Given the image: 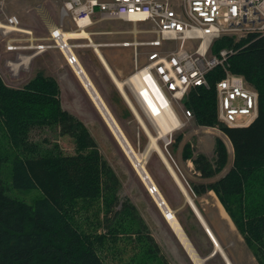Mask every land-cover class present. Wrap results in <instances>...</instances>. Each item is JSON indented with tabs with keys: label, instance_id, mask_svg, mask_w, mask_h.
Segmentation results:
<instances>
[{
	"label": "trees",
	"instance_id": "16d2710c",
	"mask_svg": "<svg viewBox=\"0 0 264 264\" xmlns=\"http://www.w3.org/2000/svg\"><path fill=\"white\" fill-rule=\"evenodd\" d=\"M229 46L236 48L229 58L230 69L242 74L259 93V114L245 127H230L219 121L216 82L225 75L222 67L207 73L209 86L191 88L184 103L196 121L218 126L234 148L232 167L217 180L195 185L194 189L216 192L258 263L264 264V35L249 32L238 41L235 36L224 35L214 41L212 50L219 52ZM45 125L60 126L62 134L74 136L77 152L65 154L57 145L45 150L33 141L31 131ZM0 128L16 150L13 157L0 153V264H105L99 249L109 239L115 241L125 223L134 233L135 225H139L136 232L143 233L142 240L148 244V260L167 263L135 204L125 199L122 208L109 217L120 203V179L89 129L62 106L54 77L38 72L23 87H13L0 76ZM181 139L179 135L175 142ZM182 155L193 160L203 178L221 174L229 160L221 138L216 140L214 160L205 153L195 154L189 142L184 144ZM10 158L12 185L40 189L42 194L32 202L8 193L1 172ZM100 199L109 212L101 225L106 230L86 232L77 218L78 203ZM140 264L147 261L141 258Z\"/></svg>",
	"mask_w": 264,
	"mask_h": 264
},
{
	"label": "rangeland",
	"instance_id": "374dc122",
	"mask_svg": "<svg viewBox=\"0 0 264 264\" xmlns=\"http://www.w3.org/2000/svg\"><path fill=\"white\" fill-rule=\"evenodd\" d=\"M61 6V0H7L6 3V8L8 9V11L15 12L20 16L23 27L31 29L33 31V35L37 38L35 42L49 41L51 43H55V40H48L45 38L50 37V30L52 28L63 27V29L66 31L73 29L77 30L71 18L69 16L62 15ZM95 20L96 18L94 19V21ZM46 21H48L51 25L50 30L46 26ZM112 22H116L115 25H120V21H104L105 24H109ZM93 26L94 25L89 26L88 28H86V30L89 33L90 31H94L95 29L93 28ZM98 26L99 24L96 25V27ZM138 27L148 28L149 23L139 22ZM100 29L103 30V28ZM10 36L17 37L18 42L22 44H27V40L25 38L29 35L21 32L4 34L0 29V76L3 81L13 87H23L25 83H27L31 78L35 77L38 72H43L44 74H47L45 60L39 61L37 60V58H35V61L33 60L32 63L30 60L28 66L21 65L17 74L12 73L8 61L12 60L13 62H16L17 60H19V51H11L7 49V41ZM137 37L143 40L152 39L155 37V35L151 32H141L138 34ZM82 38L83 37L74 38L71 40V42H86V40H83ZM116 38L133 40L135 39V33H121L118 34ZM239 39L240 38L235 37V41H238ZM196 43V40L191 39H169L164 40L162 47L165 49L176 48L177 46L194 47V44ZM153 48L154 46H138L139 65H142L146 61L147 54ZM129 49L132 51L131 63L133 67L132 57L134 55L135 50L133 49V47H130ZM32 51L33 50L31 49H21L20 53L30 55ZM127 58L128 56L126 55L125 60H122V62L125 61L127 64ZM60 63L62 64L64 62L61 61ZM89 65L92 69H95L94 71L97 73L98 67L93 63ZM118 81L122 83V87H120L124 91V82H122L121 80H117V82ZM107 89L109 90V88ZM81 93L82 92L79 91V94ZM64 94L67 95V90H64ZM129 101L131 102L130 99ZM109 106L112 112L114 113L115 117L117 118L118 122L122 126L123 130L125 131L126 135L130 139L131 143L133 144L134 148L137 151L145 152L146 149L149 147L151 137L148 135L147 131L145 130L142 124L147 126V128L151 132V135L158 137L159 133L153 122L147 117V115L142 111V109L137 103V114L140 119L142 118L144 120L145 123L143 121H141L140 123L136 114L132 112V110L129 108L125 101H122L117 105H114L113 103V106ZM184 106L186 107L185 103ZM64 108L69 112L73 113L77 118H79L83 122V124L89 129L101 154L113 168L114 172L117 174L121 182V188L119 191L120 203L116 207H114L115 209L110 215L109 212H107V209L105 210V203L102 199L92 201L87 204L86 202L79 201L78 205L80 206V209L79 213L77 214V218L80 222L81 228L86 232H105L106 229L101 226L105 221V217L109 215L110 218H113L115 212L119 211L122 208L123 200L126 199L136 205L142 219L145 218L144 220L147 221V224L150 227L149 230L154 236L155 240H158L159 242H157L161 243L167 249L165 251L160 249V253L162 254V256L166 257V264H189L185 262L184 256L181 254V249H177L176 243L172 238L171 234L169 235L165 219L163 217H160L158 205L156 204V201L154 200L151 191L148 189L146 183L136 171L132 161L125 153L118 139L106 123L105 119L103 118L101 112L96 107L94 102L91 101V99L84 97L83 102H81L80 105L68 106ZM127 108H129L130 110L129 115L127 113H124L123 111H126ZM177 113L179 115L181 125L180 127L173 130L171 134L172 137H170L172 142L167 145L166 148V138L163 136L159 137L158 139H156L157 146H151L152 148L150 147L148 156L146 158V168L157 183L160 190H162V188L159 186V182L153 174V172H155L154 169L156 170L160 166L156 157V151H160L163 153L164 150L168 155H170L169 149L173 148L177 152V149L179 147L182 150L184 144L186 142H189L195 154L200 152L205 153L211 160H214L216 158V140L217 138H221L226 143L229 151L228 164L221 174L212 178L200 179V176H197V174L193 170L187 171L184 169V172L187 174V177L191 182L199 183L202 180L212 182L220 178L223 174H225L233 165V144L229 137L222 131V129H220L218 126L201 125L196 121L195 116L190 119H187L180 108H178ZM179 135L182 136V139L175 142V139ZM30 137L33 141L39 142L45 148V150H52L57 145L59 149L65 154H74L77 152V143L75 137L71 134H62L60 126L57 125L37 126L31 131ZM0 153L7 154L10 157H13L16 154V150L12 147L9 138L5 133V130H3L2 128H0ZM18 154H20V152ZM11 167L12 158L6 160L3 163L1 172L2 178L4 179V182L7 185L8 193L11 196L18 197L28 202H32L36 197L42 194L39 188H15L12 185ZM156 174L157 176L159 174H162L159 168ZM161 177L163 178V176ZM163 182L166 183L165 179ZM186 184L187 188L190 190V193L192 194V196H194V193L191 190V186L187 182ZM171 188V186L167 188L165 187L162 191L164 192V194L168 193L169 197H173L174 191L171 190ZM124 227L125 229L123 230V232L119 233L118 238L115 241H111V239H109L106 242L105 247L99 249V253L104 259L105 264H140L141 258L145 259L147 261V264H162L159 259L148 260L147 256L145 255L148 244H145V241L142 240L143 233L136 232V230H138L139 228V225H135V233L134 231H131L129 223L128 226L125 223ZM198 236L199 233L197 234V237ZM201 239L204 240L203 237ZM215 241L216 245H219L217 239H215ZM232 241H235L236 243L240 242L243 246L242 248L240 245H236V251L232 255L238 262H240L241 264H259L258 259L255 256L253 250L249 247L247 242L242 239V237L237 236V238H231L230 245L234 244L232 243ZM207 264L226 263L224 262L222 256L220 254H217L210 260H208Z\"/></svg>",
	"mask_w": 264,
	"mask_h": 264
},
{
	"label": "built area",
	"instance_id": "2783aa9c",
	"mask_svg": "<svg viewBox=\"0 0 264 264\" xmlns=\"http://www.w3.org/2000/svg\"><path fill=\"white\" fill-rule=\"evenodd\" d=\"M63 16H69L76 29L88 28L94 19H124L133 22H148V28H135V39L127 42L135 47V70L126 80V92L130 100L140 106L158 130L161 126L155 115L150 113V106L145 96L151 90V82L157 84L165 98V106H170L177 113L180 108L185 117H194L191 109L184 106L183 100L192 87L209 86L207 73L216 67H222L225 75L216 82L217 113L220 122L230 127L249 126L259 114V93L242 74L230 69L229 58L236 52L235 47H223L213 52L216 39L224 35L241 38L249 32L264 35V0H61ZM7 0H0V29L4 34L13 32L26 33L27 44L18 42L10 36L8 50L19 51V60L8 61L12 73L17 74L21 65L28 66L31 58L48 48L58 45L63 50L68 62H79L69 37L63 45L57 37L60 34L52 28L51 42H35L37 39L31 29L23 27L20 16L8 11ZM63 29V27H55ZM141 32H151L152 39H139ZM196 40L194 47L165 49L164 40ZM154 46L147 54L146 61L139 65L138 46ZM21 49L33 50L30 55L20 53ZM14 71V72H13ZM136 77V81L132 80ZM162 107V103L157 98ZM133 113L135 110L128 101ZM146 103V104H145ZM178 115V113H177ZM179 116V115H178ZM181 123L176 128L180 127ZM174 129V130H175ZM173 132V131H172ZM172 132L164 136L166 148L172 140ZM213 239V238H212Z\"/></svg>",
	"mask_w": 264,
	"mask_h": 264
},
{
	"label": "crops",
	"instance_id": "0c3cea01",
	"mask_svg": "<svg viewBox=\"0 0 264 264\" xmlns=\"http://www.w3.org/2000/svg\"><path fill=\"white\" fill-rule=\"evenodd\" d=\"M104 21H120L121 26L115 25L116 22L105 24ZM97 24H99L98 27H96ZM92 25H94L93 28L95 30L93 29L94 31H90L89 37L82 38L83 40H86V42L78 43V45L73 48L74 52L98 92L106 103L108 101V106H113V103L114 105H117L122 101H125L131 109L117 80L124 82V88H126L125 81L135 70V51L132 57V67V51L129 49L130 47H133L135 50V47L127 43L132 42L134 39H117L116 36L121 33H135V28H139L138 24L135 25L131 21L116 18L105 20L96 19ZM46 26L49 30L51 29V25L48 21H46ZM100 28H103V30ZM45 39L49 40L48 37ZM126 55L128 56L127 64L125 61L122 62V60H125ZM35 58L39 61L45 60L46 75L52 76L58 81L62 106L68 107L80 105L81 102H83L84 97L91 99V101L94 102L89 89L85 86L73 65L68 62L63 50H61L58 45H54L46 51L33 56L31 63L33 60L35 61ZM61 61L64 63L61 64ZM91 63L98 67L97 73L94 71L95 69L90 67L89 64ZM107 88H109V90ZM64 90H67V95L64 94ZM79 91L82 93L79 94ZM129 108H127L126 111L123 110L124 113L129 115ZM158 138L159 137H157V139ZM182 151L183 149L181 150L180 147L177 149V152L173 148L169 149L170 155L164 150L163 153L156 151V157L160 165L158 168L161 170L162 174L157 176L156 173L158 172V168L156 170L154 169L156 173L153 172V174L158 180V184L162 190H164L165 187H172L171 190L174 191L173 197H169L168 193L164 194L162 190L160 191L170 208L174 211L200 260L195 259L196 256H194L187 248L181 236L173 228L168 217L165 216L164 211L154 198L160 211V217L165 219L169 235L171 234L176 243L177 249H181V254L184 256L185 262L189 264H207V261L217 254L222 256L226 264H241L232 255L236 251V245H240L242 248L243 246L240 242L236 243L235 241H232L234 244L230 245V241L231 238H237V236H240L245 240L243 234L240 232L234 220L213 189H208L202 192H197L196 189H194L195 185L208 182L207 180H202L199 183L189 181L184 169L187 171L193 170L197 176H200V179L204 178L201 177L200 172L195 168L193 160L191 158L186 159L183 157ZM161 176H163L166 183L163 182L164 179ZM186 182L191 186L194 196H192L190 190L187 188ZM208 229H210L215 239H217L219 245H216L208 232ZM198 233L199 236L197 237ZM202 237L204 240L201 239ZM159 244L162 250H167L161 243Z\"/></svg>",
	"mask_w": 264,
	"mask_h": 264
},
{
	"label": "bare ground",
	"instance_id": "6f19581e",
	"mask_svg": "<svg viewBox=\"0 0 264 264\" xmlns=\"http://www.w3.org/2000/svg\"><path fill=\"white\" fill-rule=\"evenodd\" d=\"M53 29L57 32L56 34H60L57 37V39L60 42V44L63 45L64 51L66 54H68V49L66 46H64V44H66L65 41L69 37L80 38V37H89L90 36L89 32L85 28L80 29V30L73 29V30H67V31L59 29V28H53ZM73 67L75 68L76 72L79 74L81 79L83 80L85 86H87V88L89 89V91H90V93L94 99V102H95L97 108L99 109V111L101 112L106 123L108 124V126L110 127V129L112 130V132L114 133L116 138L118 139L119 143L121 144V146L124 149L127 156L132 161L136 171L138 172L140 177L146 183L148 189L151 191V194L153 195L155 200L158 202V204L162 207L165 215L168 217L173 228L181 236L182 240L184 241L185 245L190 250V252L194 256H196L195 259L200 260L198 258L199 256L197 257V254L195 253L194 248H193L191 242L189 241V239L187 238V236H186L180 222L178 221L174 211L170 208V206L166 202V200H165L163 194L161 193L158 185L156 184L153 177L151 176L148 169L146 168V158L148 156L149 149L151 146L152 147L157 146V141H156L157 137L151 135V132L147 128V126L142 124L143 127L145 128V130L147 131L148 135L151 137V139H150L149 147L146 149L145 152L137 151L134 148V146L131 143L128 136L126 135L122 126L118 122V120L115 117L114 113L112 112L111 108L108 106V104L105 102V100L103 99L101 94L98 92V90L94 86L92 80L89 78V76H88L87 72L85 71L84 67L82 66L81 62L80 61L79 62H73ZM132 80L136 81V77H132ZM126 82L127 81H125V83ZM118 84H119V86L122 87V83L120 81H118ZM124 91H123L124 96L126 97L127 101H129L130 98H129L126 90H124ZM145 96L147 97V100L149 102V106L151 108L150 113L152 115L153 114L155 115L156 119L158 120V122L161 126L158 137H162V136L164 137V136L168 135L167 133L172 132L175 129V127H177V125H179L181 123L179 116L173 110L172 107H170V106L164 107L165 106V98L162 95L161 90L157 86V84L151 82V90L149 93H148V91H146ZM157 98H159V101L163 104L162 107L158 103ZM130 103H131V106L133 107V109L135 110V114L138 117L140 123H141V121L144 122V120L142 118L141 119L139 118V116L137 114L138 110L135 107L134 103L132 101ZM208 232L210 233L211 237L213 238L214 236L211 233L210 229H208ZM214 238H213V240L216 243Z\"/></svg>",
	"mask_w": 264,
	"mask_h": 264
}]
</instances>
